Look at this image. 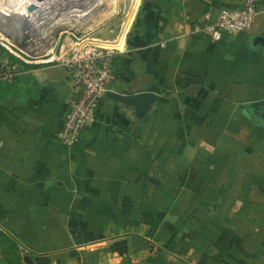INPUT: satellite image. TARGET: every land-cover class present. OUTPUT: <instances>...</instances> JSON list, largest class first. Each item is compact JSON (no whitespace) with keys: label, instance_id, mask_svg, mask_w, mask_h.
Returning a JSON list of instances; mask_svg holds the SVG:
<instances>
[{"label":"crops","instance_id":"obj_1","mask_svg":"<svg viewBox=\"0 0 264 264\" xmlns=\"http://www.w3.org/2000/svg\"><path fill=\"white\" fill-rule=\"evenodd\" d=\"M239 2L129 0L89 42L121 49L111 92L158 98L139 118L103 97L72 147L55 56L0 85V264H264V117L240 108L264 100V0L248 29L204 31Z\"/></svg>","mask_w":264,"mask_h":264},{"label":"built area","instance_id":"obj_2","mask_svg":"<svg viewBox=\"0 0 264 264\" xmlns=\"http://www.w3.org/2000/svg\"><path fill=\"white\" fill-rule=\"evenodd\" d=\"M257 14L258 0H240L237 7L219 11L204 31L212 41H218L222 33L234 34L248 29ZM64 34L61 33L62 36ZM70 36L63 37V43L55 54L56 64L65 71L71 89L63 124L56 134V139L67 148L78 143L95 121L99 100L112 91L114 61L118 54V50L102 49L86 42L87 38L73 33ZM29 40L20 47L0 40V46L5 50L0 57V85L15 81L34 60L53 55V49L45 46L50 52L28 47L32 45ZM2 147L3 141L0 139V153Z\"/></svg>","mask_w":264,"mask_h":264},{"label":"rangeland","instance_id":"obj_3","mask_svg":"<svg viewBox=\"0 0 264 264\" xmlns=\"http://www.w3.org/2000/svg\"><path fill=\"white\" fill-rule=\"evenodd\" d=\"M106 1L92 14H90V10L87 11L84 14V19L82 18L80 21L82 23L77 25L73 22L77 9H84L89 4H94L95 0H0V40L17 47L25 46V41L29 38L30 40L39 38L45 31L50 32L54 29L47 39L48 41L46 40V43L43 42V44L45 43L44 46L48 49H53V56H56V49L58 50L63 43V37H71L70 33L84 39L91 36L110 37L112 33L109 32L115 29L124 18L125 3L129 0ZM106 14L107 16H105ZM102 15L104 18L100 19ZM62 32H65L63 36ZM112 264L149 263L144 259H138V257L125 256L114 260Z\"/></svg>","mask_w":264,"mask_h":264},{"label":"water","instance_id":"obj_4","mask_svg":"<svg viewBox=\"0 0 264 264\" xmlns=\"http://www.w3.org/2000/svg\"><path fill=\"white\" fill-rule=\"evenodd\" d=\"M105 98L119 103L125 107L133 108L137 117H142L148 113L151 106L156 102L157 95L152 92L137 93L134 95L119 94L114 92H107ZM240 108L252 114H258L264 117V100L241 105Z\"/></svg>","mask_w":264,"mask_h":264},{"label":"bare ground","instance_id":"obj_5","mask_svg":"<svg viewBox=\"0 0 264 264\" xmlns=\"http://www.w3.org/2000/svg\"><path fill=\"white\" fill-rule=\"evenodd\" d=\"M104 2H107L106 0H95V3L94 4H89V6H87V7H85L84 8V5H83V8L84 9H77V12H76V16H75V20H73V22L74 23H76L77 25H80L82 22H80V21H82L81 19L84 17V14H86V12L87 11H89L90 10V14H92V12L95 10V9H97L99 6H101V5H103L104 4ZM108 4V3H107ZM112 8V7H111ZM114 9V8H113ZM127 10H128V7H127V3H125V8H124V11H125V13L127 12ZM111 12V11H110ZM109 12V13H110ZM90 14H89V16H90ZM88 15V14H87ZM87 15H85V16H87ZM105 16H107V14L105 15ZM88 17V16H87ZM86 17V18H87ZM94 17V16H93ZM85 18V19H86ZM104 18V15H102V16H100V19H103ZM84 19V18H83ZM95 19V18H94ZM99 19V18H98ZM99 19V20H100ZM85 21V20H84ZM44 24H46V23H44ZM48 26V25H47ZM84 26V25H83ZM53 28V27H52ZM52 28H50V29H52ZM28 29V28H27ZM30 29V28H29ZM32 29V28H31ZM29 31H31V30H29ZM34 31V30H33ZM45 31V30H44ZM54 32V29L53 30H51L50 32H48V30L47 31H45V33H42V36H40L39 38H37L36 37V39L35 38H31V40H29V42L32 44L31 46H28V47H31V48H35V49H38V50H40V51H43V52H49V50L47 49V48H45L44 47V45H43V42H45L46 43V40L49 38V36L52 34ZM30 33V32H29ZM28 34V33H27ZM30 35H31V33H30ZM32 37H34L33 35H32ZM90 38V37H89ZM89 38H87L86 39V42H88V43H90L91 44V42H89ZM52 39V38H51ZM48 41V40H47ZM53 41V40H52ZM44 43V44H45ZM48 43V42H47ZM41 46V47H40ZM48 46V45H47ZM27 47V46H26ZM40 47V48H39ZM50 49V48H49ZM108 50L109 49H115V50H118V51H121V49H118L117 47H114V46H111L110 48H107Z\"/></svg>","mask_w":264,"mask_h":264}]
</instances>
